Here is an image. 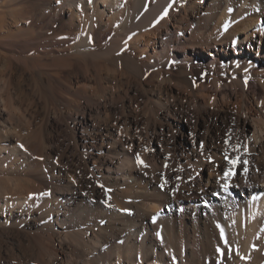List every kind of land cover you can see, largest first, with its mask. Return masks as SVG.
Returning a JSON list of instances; mask_svg holds the SVG:
<instances>
[{"label": "bare ground", "instance_id": "6f19581e", "mask_svg": "<svg viewBox=\"0 0 264 264\" xmlns=\"http://www.w3.org/2000/svg\"><path fill=\"white\" fill-rule=\"evenodd\" d=\"M22 2L0 8V62L10 69L0 89V264H264V0H41L48 16L66 13L71 24L35 36L5 17L17 21ZM45 45L64 52L47 94L78 121L71 150L81 170L68 165L69 147L58 164L41 147L29 158L24 123L4 97L14 71L43 66L24 56ZM82 65L98 86L99 68L112 72L111 90L82 88L91 80ZM122 78L147 100L116 94ZM52 82L80 101H59ZM182 100L195 104V129L203 121V147L164 155L137 132L144 126L152 140L164 119L175 128L168 114L188 121ZM219 118L232 131L227 144ZM51 128L59 125L47 112L40 133ZM225 150L248 162L227 192Z\"/></svg>", "mask_w": 264, "mask_h": 264}, {"label": "rangeland", "instance_id": "374dc122", "mask_svg": "<svg viewBox=\"0 0 264 264\" xmlns=\"http://www.w3.org/2000/svg\"><path fill=\"white\" fill-rule=\"evenodd\" d=\"M6 1L7 0H0V5H1L0 8L7 7L4 6L5 5L4 3H6ZM39 1L41 2V0L38 1L23 0L22 2L23 4L15 5L17 7L13 6L14 8H21L23 10V12L21 11L22 14H19L20 16H18L17 21L11 17L9 12H6L5 13L6 15L5 14L4 15L9 23L19 26L22 25L30 29V31H34L33 32L34 36L35 34L38 35L39 33H41L42 35H46L50 33L52 29L57 30L61 24H63L66 29L69 28L68 26L71 24L70 23L71 21L66 13H58L57 15L53 14L55 18L53 17V15L48 16V12H43L42 8L38 7L37 4L40 3ZM51 3L53 5V2ZM39 50L40 51L37 53H32L24 57L30 59L33 57L34 60H38V59L42 60L43 66H41L40 68H36L34 70L30 69L27 72L21 70H16L14 71V73L12 72L13 73L12 76L14 78L12 79L10 85L7 87L4 93L5 95L4 97L9 100V104L13 106V108L15 109L14 110L15 113L22 119L24 123V128H25L24 133L28 139L27 140L28 142H23L22 147L23 149H26V152L30 153V154L27 153L29 158L31 157L35 158L37 152H39L38 150L41 149L40 151L43 150L46 153L45 159L47 162H49L50 164L51 163L58 164L59 163L58 158L60 157V154L64 152L63 150L65 147H69L68 151L66 150L67 151L66 156L68 155L67 158H69L68 159L69 161L67 160L68 165L73 170L74 169L81 170L82 165L80 163L75 161L72 162V157H73L72 155H74V152L73 150H71L72 132L70 130L74 128V124H76V126L78 125V121L76 122L74 121L75 116L73 113L68 112V108L66 104L60 106L56 100L50 98L47 94V87L49 85V79H50L47 73L53 74L56 71V68L53 67L52 61L59 59L60 57H63L64 52L57 45L54 46L45 45V47H40ZM4 62L3 63L0 62V89L4 87V80L6 79L5 78L6 76L5 77L2 76H4V74L9 75L10 72V69L8 70V66H6L7 62L6 61ZM97 66L99 67L100 64H97ZM88 68L89 67H86L85 65L81 66L83 72L88 73L89 76L91 77V80H89L88 82L84 81L81 83L82 88L89 90L90 92H92V90L94 91V93L98 92L99 95L103 92H109L111 89H109L108 79L110 78L113 79V73L106 70L100 71L99 68L98 72L102 73L103 75L102 78L99 77L100 86H98L96 82L95 73L91 72ZM38 74H40L44 78V83L39 82ZM96 75L98 74L96 73ZM113 81L114 84H112V87L116 85L115 80ZM155 81L156 80L152 81L151 83L152 86L157 85V81L156 82ZM118 84H119L118 86H120V90L118 88H114L116 94H118L119 91L121 92L122 96L124 93L126 94L128 92L131 93L132 95L138 93L141 102H145L147 100V93L144 92L145 90L143 89V86L140 85L139 83L135 81L129 83L128 81H126V79L122 78L121 81H118ZM53 85L56 87V83H53ZM55 91L58 95L59 101L61 100L64 102V100L66 99L71 100L72 102L80 101L78 97H72L66 94V92L60 88L56 87ZM117 96H118L117 98H119V95ZM179 103H184V105H186L189 108L188 115L189 114L191 115H189L190 117L188 121L184 117H182L180 122H176V118L174 119V117L168 114L164 108L162 112H165L166 114H168L170 118H173V121H175L176 124L175 128L170 129L169 125L167 124L168 121L164 119L165 123L161 121L160 124L159 123L158 125L156 124L155 129L153 128L157 133L155 132L156 136L154 135L155 137H153L152 140L150 139L147 140V138L143 136L144 131L142 130L144 129V126H140L139 129L141 130H138L139 132H137L138 137L140 136V134H142L141 136L146 139L145 143H147L148 141L149 142L152 141V145L154 149L164 153V155H167L169 153L171 156L175 153L174 152L175 150H176L175 154L181 155L182 152L183 153L190 152L193 149L192 148L193 146H195V148L197 149L201 148V144H202L201 138L204 132V128L202 127L203 121H201L200 122L201 126L199 128H196L197 130L195 129V122L197 120L196 117L197 114L193 110L195 104L189 100H182ZM176 104L177 102L175 103V105ZM59 111L60 112L63 111V114H60ZM47 112L50 113L51 121L55 123L57 122L59 128L58 130L56 128L55 129L51 128L47 134H42L40 133V131L44 125ZM24 114H27L29 118L30 116L34 117V121L30 123L29 121L30 119L25 118L23 116ZM217 124L215 125V127L217 126L218 129L215 128V130L218 131L219 135L221 136L220 138L226 141L227 139L226 136L229 138L231 137L232 134V131L229 130L230 125L225 123L221 118H219ZM233 124H235V121H233ZM150 125L151 127H154V122L151 123ZM77 132L78 133H76V135L79 137V139H81L82 137L83 141H86L87 136H84L83 131H81V127ZM87 142H91V140L90 141L88 140ZM146 145H148V143ZM38 147L41 148L39 149ZM170 151L171 153L172 152L173 153L171 154ZM43 190L47 194L48 189H43ZM67 193L72 194L73 191L71 190L70 193V190H67ZM36 237L37 240L40 241L39 236L36 235ZM20 253L21 250L18 249L16 252V256L20 257L21 255Z\"/></svg>", "mask_w": 264, "mask_h": 264}, {"label": "snow or ice", "instance_id": "6c2138e0", "mask_svg": "<svg viewBox=\"0 0 264 264\" xmlns=\"http://www.w3.org/2000/svg\"><path fill=\"white\" fill-rule=\"evenodd\" d=\"M227 143H228V141L226 140L225 144H227ZM202 147H203V145L201 144V148ZM223 156H224V160L227 161L229 167L224 169L223 175L220 176V179L225 181V183L223 185H221V187L223 188V190L225 192H227V191H229V188L231 187V185L228 181H230L231 178L236 175V171H235L236 166L238 164L246 165L248 162L247 161H241L239 159V157H237L235 159H230L228 152L226 150L224 151ZM137 159L139 160V157H137ZM209 160H211V157H209ZM247 171H248V169H247V167H245L244 172L246 173ZM178 179H179V177H178ZM161 187H163V185H161ZM221 233L223 234V230H221Z\"/></svg>", "mask_w": 264, "mask_h": 264}]
</instances>
